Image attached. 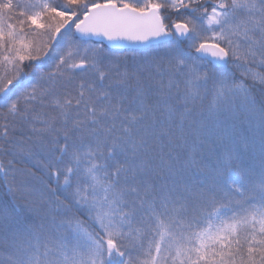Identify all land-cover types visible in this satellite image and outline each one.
I'll return each mask as SVG.
<instances>
[{
    "label": "snow or ice",
    "instance_id": "1",
    "mask_svg": "<svg viewBox=\"0 0 264 264\" xmlns=\"http://www.w3.org/2000/svg\"><path fill=\"white\" fill-rule=\"evenodd\" d=\"M0 264H264V0H0Z\"/></svg>",
    "mask_w": 264,
    "mask_h": 264
},
{
    "label": "trees",
    "instance_id": "2",
    "mask_svg": "<svg viewBox=\"0 0 264 264\" xmlns=\"http://www.w3.org/2000/svg\"><path fill=\"white\" fill-rule=\"evenodd\" d=\"M6 199H10V195L7 188L3 184H0V201H4Z\"/></svg>",
    "mask_w": 264,
    "mask_h": 264
}]
</instances>
